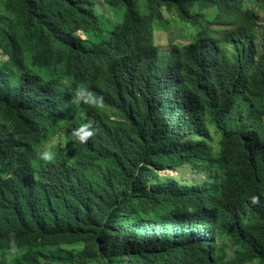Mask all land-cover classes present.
Masks as SVG:
<instances>
[{
	"label": "trees",
	"instance_id": "1",
	"mask_svg": "<svg viewBox=\"0 0 264 264\" xmlns=\"http://www.w3.org/2000/svg\"><path fill=\"white\" fill-rule=\"evenodd\" d=\"M140 1L0 0V264H264V16Z\"/></svg>",
	"mask_w": 264,
	"mask_h": 264
},
{
	"label": "rangeland",
	"instance_id": "2",
	"mask_svg": "<svg viewBox=\"0 0 264 264\" xmlns=\"http://www.w3.org/2000/svg\"><path fill=\"white\" fill-rule=\"evenodd\" d=\"M99 4H102L100 0H96ZM261 4L256 0H245V5L251 9L256 10L261 16H264V11L260 8L257 9L258 5ZM99 6V10L102 8ZM139 10L141 13L146 14L148 11L146 9L145 2L142 0L139 2ZM215 13V10H210L205 12V15H208L209 18ZM160 22V21H157ZM155 23L154 29V40L158 47L159 53L162 55L166 53L167 50L164 48H169L171 45H187L191 41L194 40L196 35V29L189 26V24H185L178 17L167 14L165 20L162 21L161 24ZM260 39L256 41L259 44ZM3 60L5 57H1ZM207 127L209 132L212 135V148L214 151H217L220 147V139L221 134L217 130V127L214 123L208 122ZM209 171V164L204 161H193L189 164L182 166L179 170H165L161 172V176L165 179L176 178L180 180H184V182L188 185L196 184L199 182L211 183V186L215 191H218V181L215 178H210V176H214ZM204 184V183H201ZM228 251L231 252V249L228 248Z\"/></svg>",
	"mask_w": 264,
	"mask_h": 264
},
{
	"label": "clouds",
	"instance_id": "3",
	"mask_svg": "<svg viewBox=\"0 0 264 264\" xmlns=\"http://www.w3.org/2000/svg\"><path fill=\"white\" fill-rule=\"evenodd\" d=\"M245 7L246 8H249V7H247L246 5H245ZM259 8V5H258V7H257V9ZM251 9V8H250ZM254 10V9H253ZM255 12H256V10H254ZM258 13V12H257ZM259 14V13H258ZM260 15V14H259ZM261 16V15H260ZM85 127H88L87 125L85 126ZM93 133L92 132H88L87 133V135H84V136H79V140H80V142L81 143H83V142H86V140H87V138L89 137V136H91ZM211 134V133H210ZM211 137H212V135H211ZM213 138V137H212ZM221 140V139H220ZM212 142V141H211ZM211 142H210V144H211ZM212 146V145H211ZM219 149H220V147H219ZM218 149V150H219ZM217 150V151H218ZM40 158L45 162V163H52L53 161H54V159H55V155H54V153H52V152H44V153H42V155L40 156ZM171 170H173V169H171ZM258 202V198H253V203H257Z\"/></svg>",
	"mask_w": 264,
	"mask_h": 264
}]
</instances>
